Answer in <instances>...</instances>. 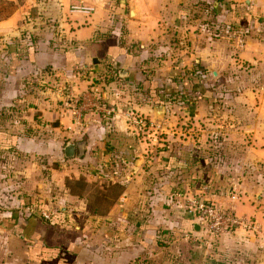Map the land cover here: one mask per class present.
Returning <instances> with one entry per match:
<instances>
[{"label":"crops","instance_id":"obj_1","mask_svg":"<svg viewBox=\"0 0 264 264\" xmlns=\"http://www.w3.org/2000/svg\"><path fill=\"white\" fill-rule=\"evenodd\" d=\"M3 3L0 264H264V0ZM231 193L255 221L212 239L178 196Z\"/></svg>","mask_w":264,"mask_h":264},{"label":"built area","instance_id":"obj_2","mask_svg":"<svg viewBox=\"0 0 264 264\" xmlns=\"http://www.w3.org/2000/svg\"><path fill=\"white\" fill-rule=\"evenodd\" d=\"M133 124L141 129L149 128L152 131L159 129L154 127L150 121L140 117L133 118ZM178 196L182 200V207L186 215L198 221L210 239L239 230L246 231L250 228L249 221L235 213L233 203L238 199L235 194L230 197L231 202L227 206H220L213 201L190 197L186 194ZM52 216L51 212H40V217L43 220L48 221Z\"/></svg>","mask_w":264,"mask_h":264},{"label":"rangeland","instance_id":"obj_3","mask_svg":"<svg viewBox=\"0 0 264 264\" xmlns=\"http://www.w3.org/2000/svg\"><path fill=\"white\" fill-rule=\"evenodd\" d=\"M2 5V7H0V9L2 10L1 11V17H3V16H5V15H7V14H10V12L12 11V6H10V4H8V3H3V4H1ZM182 95L181 96H179V95H177V96H175V98L174 99H177V101H175V100H173L171 97H168L167 99H171L172 101H174V102H177V105L179 104V103H183L182 104V107L184 108V101L182 100L183 98H184V95H185V93H184V90H185V86L184 85H182ZM178 89V88H177ZM179 92V91H178ZM173 94H175V93H173ZM178 96H179V99H178ZM97 100V99H96ZM99 102H102V100L99 98V100H98ZM155 104H156V102H155ZM164 104V103H163ZM162 103H157V106H163L164 107V105H163ZM179 107V106H178ZM177 109V108H176ZM182 113H183V110H182ZM136 116V115H135ZM137 117H140V118H144V117H142V116H137ZM148 121V120H147ZM150 123H152L153 124V126L154 127H157L158 125H159V123H156V122H150ZM185 126H186V124H180V125H178V127H180L181 128V131H184V128H185ZM161 130H157V132H160ZM160 136V135H159ZM180 139H184V137L183 136H181L180 137ZM66 160H69V159H66ZM51 166H53V164L52 165H49L47 168H50ZM243 172H244V176L245 177H247L246 178V180L248 181V182H246V183H244V186H243V188H244V190H243V188H241L240 189V192H242V191H245V189H246V187H250L251 185L253 186V187H255L256 189H257V192L259 193V198H256V199H253L252 197L251 198H249V201H248V203L249 204H252V205H256L257 203H259L260 201H263L262 203H261V205L264 207V165H262V166H260V165H249V166H244V169H243ZM49 174H50V172H48ZM229 183V185L231 184V186H229V192H231L232 191V187H233V185H232V183L231 182H228ZM247 185V186H246ZM236 193H237V191H236ZM229 194V193H228ZM232 194L233 193H231V195H230V197L232 196ZM239 194V193H238ZM237 195V194H236ZM242 196V195H241ZM257 202V203H256ZM244 203V202H243ZM248 203H247V205H248ZM243 214H246V213H243ZM248 215V221H249V223L251 224L252 222H254L255 221V219L253 218V216L250 214H247ZM261 221L264 223V208H263V210H262V216H261ZM256 237H259V235H257L256 234ZM219 241V240H218ZM217 241V242H218ZM232 243V242H231ZM256 244H255V246H253L254 248H259V246H260V243L259 242H255ZM220 245V244H219ZM227 245V244H226ZM232 246V244H229V246ZM218 247V243H216L215 244V247ZM231 250L232 248H230V247H228V250ZM215 252H216V250H215ZM222 255V254H221ZM235 255V254H234ZM239 255V254H238ZM253 257H256V255L255 254H253ZM228 256L227 257H225L223 260H225L226 262H228ZM219 264H221V263H219ZM224 264H226V263H224ZM231 264H233V263H231Z\"/></svg>","mask_w":264,"mask_h":264},{"label":"water","instance_id":"obj_4","mask_svg":"<svg viewBox=\"0 0 264 264\" xmlns=\"http://www.w3.org/2000/svg\"><path fill=\"white\" fill-rule=\"evenodd\" d=\"M154 113L158 116H162L164 114V107L161 105L155 106ZM84 151H85V143L83 141L75 144L68 143L64 147L63 157L65 159H72L75 156L83 157Z\"/></svg>","mask_w":264,"mask_h":264},{"label":"trees","instance_id":"obj_5","mask_svg":"<svg viewBox=\"0 0 264 264\" xmlns=\"http://www.w3.org/2000/svg\"><path fill=\"white\" fill-rule=\"evenodd\" d=\"M206 180H207V181H204V185L207 186L208 189H209V191H210V188H211V186L214 184V183H213L214 181H212L211 177H210V179H209V178H208V179L206 178ZM226 183H227V182H226ZM228 189H229V188H228Z\"/></svg>","mask_w":264,"mask_h":264}]
</instances>
